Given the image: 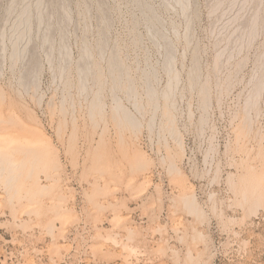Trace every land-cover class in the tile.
Listing matches in <instances>:
<instances>
[{"label": "rangeland", "instance_id": "1", "mask_svg": "<svg viewBox=\"0 0 264 264\" xmlns=\"http://www.w3.org/2000/svg\"><path fill=\"white\" fill-rule=\"evenodd\" d=\"M39 1L0 0V264H264V0Z\"/></svg>", "mask_w": 264, "mask_h": 264}, {"label": "bare ground", "instance_id": "2", "mask_svg": "<svg viewBox=\"0 0 264 264\" xmlns=\"http://www.w3.org/2000/svg\"><path fill=\"white\" fill-rule=\"evenodd\" d=\"M41 1V0H40ZM39 1V2H40ZM58 1V0H57ZM78 1V0H77ZM81 1V0H80ZM86 1V4L85 3H83V2H85ZM82 0V4L84 5H89V1H88V3H87V0ZM99 1V0H98ZM132 2H133V4H136L138 7H140L141 8V12H142V16H144V18L146 19V21L148 22V24H150V27H152V25H154L155 23H154V21L156 20V18H155V16L153 15L154 13H152L153 11V9L151 10V7H149L148 5H147V2H145L144 0H131ZM174 1V0H173ZM221 2H222V0H220ZM225 1V0H224ZM232 1H236V0H231V2ZM251 1V0H250ZM262 1V0H261ZM38 2V3H39ZM79 2V1H78ZM95 2H97V1H95ZM163 2V1H162ZM175 2H176V4L177 5H179L180 7L179 8H181V10L183 11V12H186L187 11V9H188V0H175ZM227 1H225L224 3H226ZM252 2H253V0H252ZM255 2H257V0L255 1ZM56 3V2H55ZM77 3V2H76ZM75 3V4H76ZM99 3V2H98ZM97 3V7L98 6H100L99 4ZM149 3V2H148ZM227 3H229V0H228V2ZM226 3V4H227ZM258 3V2H257ZM261 3V2H260ZM61 4V3H60ZM69 4V3H68ZM132 4V3H131ZM195 4V3H194ZM217 4V6H218V4H221L222 5V3H219V1H218V3H216ZM54 5V4H53ZM78 7H79V5H78V3L76 4ZM85 5H84V9L86 10V8L88 7H85ZM92 5V4H91ZM94 5V4H93ZM213 5V4H212ZM256 5V4H255ZM261 5V4H260ZM76 6V7H77ZM80 6H82V5H80ZM90 6V5H89ZM216 6V5H215ZM220 6V5H219ZM228 6V5H227ZM226 6V7H227ZM243 6V5H242ZM257 6V5H256ZM77 7V8H78ZM248 7V6H247ZM252 7V6H251ZM260 7V6H259ZM75 8V7H74ZM81 8V7H80ZM99 8V7H98ZM97 8V9H98ZM111 8V7H110ZM114 8V7H113ZM213 8V7H212ZM217 8V7H216ZM228 8H229V6H228ZM256 8V7H255ZM28 9V8H27ZM55 9V8H54ZM84 9H82V11L84 10ZM241 9V8H240ZM246 9V8H245ZM106 10V9H105ZM253 10V9H252ZM257 10H258V8H257ZM256 10V11H257ZM29 11V10H28ZM101 11H104V9L103 10H101ZM222 11H223V9H222ZM226 11V10H225ZM262 11V10H261ZM30 12V11H29ZM84 12V11H83ZM194 12V11H193ZM213 12V11H212ZM224 12V11H223ZM222 12V13H223ZM258 12V11H257ZM22 13V16H21V18H22V20H24V22H27L28 21V23L30 22L29 21V18L31 17V16H29V13L27 12V10L25 9V10H23V11H21L20 12V14ZM190 13V12H189ZM226 13V12H225ZM235 13V12H234ZM241 13H242V11H241ZM251 13V12H250ZM82 14V13H81ZM220 14V13H219ZM256 14V13H255ZM197 15V14H196ZM260 15V14H259ZM157 16V15H156ZM221 16V15H220ZM226 16V15H225ZM232 16V15H231ZM261 16V15H260ZM188 17V16H187ZM249 17V16H248ZM252 17V16H251ZM255 17V16H254ZM231 18V17H230ZM258 18V17H257ZM256 18V22H253V21H251V23L253 22V23H257L258 21L257 20H260V19H257ZM31 19V18H30ZM246 19V18H245ZM251 19V18H250ZM158 21H159V19H158ZM255 21V20H254ZM264 21V20H263ZM20 22V21H19ZM101 22V21H100ZM156 22V21H155ZM259 22H261V21H259ZM258 22V23H259ZM159 23V22H158ZM261 23H263V22H261ZM260 23V24H261ZM256 24H250V26H255ZM227 27V26H226ZM242 27V26H241ZM27 28V27H26ZM152 29H153V27H152ZM234 29V28H233ZM259 31V30H258ZM263 32V31H262ZM155 33V32H154ZM157 33V32H156ZM223 33V32H222ZM156 35V34H155ZM159 36H160V34H158ZM221 37V36H220ZM227 37V36H226ZM240 39V38H239ZM242 40V39H241ZM102 41V40H101ZM232 42V41H231ZM102 43V42H101ZM104 43V42H103ZM99 45V44H98ZM103 45V44H102ZM102 45L100 46V50H101V48H102ZM247 46V45H246ZM249 48V47H248ZM89 50V49H88ZM87 49H86V52L85 53H87V51H88ZM97 50H98V47H97ZM103 50V49H102ZM167 50V49H166ZM90 51V50H89ZM88 51V52H89ZM84 54V53H83ZM90 54V53H89ZM115 54V53H114ZM88 55V54H87ZM113 55V54H112ZM170 54L168 53V56H169ZM85 56V55H84ZM116 56V55H115ZM114 56V57H115ZM171 57V56H170ZM115 61V60H114ZM119 63H116V62H110V68H109V70L111 69V72H114V71H117L118 69H117V67L118 66H120V64L118 65ZM98 65V64H97ZM118 65V66H117ZM168 65H169V63H168ZM167 65V67H169ZM88 67V66H87ZM169 69H171V68H169ZM169 69H167V70H169ZM88 70V69H87ZM98 70V69H97ZM84 71H85V69H84ZM168 72H170V71H168ZM85 73H86V71H85ZM120 73V72H119ZM194 81V80H193ZM170 89H171V84L169 83V85H168V92L166 93V95H165V97L169 94V92H170ZM203 89V88H202ZM202 91V90H201ZM204 92V91H203ZM155 94H154V92H153V90H151L150 92H149V96L151 97V99H152V97L154 96ZM154 98V97H153ZM167 98V97H166ZM99 100V99H98ZM167 103V102H166ZM93 104V103H92ZM93 105H100V103L98 104L97 103V101H96V99H95V103L93 104ZM123 112V111H122ZM120 114V113H119ZM123 120L124 121H130V118H129V116H128V113L126 112V111H124L123 113ZM166 114L167 115H169V110H166ZM167 117V116H166ZM243 117V116H242ZM241 119V118H240ZM171 121V120H170ZM168 122V121H167ZM171 123V122H170ZM170 123H169V125H170ZM241 123V122H240ZM135 125V124H134ZM245 125V124H244ZM136 126V125H135ZM246 130V129H245ZM245 134V133H244ZM238 136V135H237ZM236 136V137H237ZM241 141V140H240ZM177 150V149H176ZM133 155V154H132ZM134 164H136V165H134V166H136L137 168H138V166H140L141 165V163L144 161V157H143V155H141L140 153H138V152H135V154H134ZM174 158V157H173ZM133 169H134V167H133Z\"/></svg>", "mask_w": 264, "mask_h": 264}]
</instances>
